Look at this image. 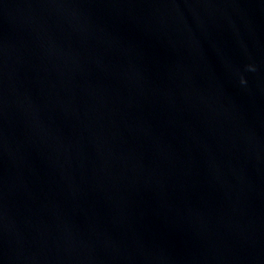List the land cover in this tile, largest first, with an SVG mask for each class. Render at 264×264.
Wrapping results in <instances>:
<instances>
[{
  "label": "water",
  "instance_id": "95a60500",
  "mask_svg": "<svg viewBox=\"0 0 264 264\" xmlns=\"http://www.w3.org/2000/svg\"><path fill=\"white\" fill-rule=\"evenodd\" d=\"M0 264H264V0H0Z\"/></svg>",
  "mask_w": 264,
  "mask_h": 264
},
{
  "label": "clouds",
  "instance_id": "9594fccd",
  "mask_svg": "<svg viewBox=\"0 0 264 264\" xmlns=\"http://www.w3.org/2000/svg\"><path fill=\"white\" fill-rule=\"evenodd\" d=\"M250 70H252V71H255V69H254V68H250ZM242 82H245V81H242Z\"/></svg>",
  "mask_w": 264,
  "mask_h": 264
}]
</instances>
